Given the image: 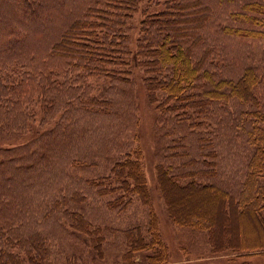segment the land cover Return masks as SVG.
Instances as JSON below:
<instances>
[{
  "label": "rangeland",
  "instance_id": "obj_1",
  "mask_svg": "<svg viewBox=\"0 0 264 264\" xmlns=\"http://www.w3.org/2000/svg\"><path fill=\"white\" fill-rule=\"evenodd\" d=\"M180 1L137 0L128 16L106 28L114 33L111 40L121 41L124 49L119 59L123 65L106 64L128 70L121 80L109 74L92 75L49 53L62 32L94 0H0L1 246L40 236L48 247L42 264H264V249L213 251L208 231L173 219L159 182L160 172L183 175L215 166L214 176L199 180L238 195L255 149L248 140L252 104L238 99L215 101L207 115L200 116L187 100L170 99L159 87L171 68L141 48L146 35L142 21L163 13L179 16ZM252 1L264 3L202 0L199 6L206 4L212 15L193 40L198 34L202 38L198 55L206 46L212 49L205 67L217 79L264 63V40L254 38L259 35L224 30L226 26L260 28L234 13ZM19 3L30 7L20 8ZM26 8H31L30 13ZM244 12L242 8L240 14ZM111 40L106 44L111 46ZM260 73L258 100L264 108V68ZM150 75H155V91L146 86ZM198 82L186 94L197 90ZM130 158L139 160L138 173L145 176L150 205L138 194L123 190L116 178L112 184L117 190L109 192L106 187L115 165ZM126 170L121 173L130 175V169ZM186 178L180 183L187 182ZM102 180L106 186L99 185ZM127 180L133 183L131 178ZM168 182L164 181L165 189L172 204L178 201L189 215L205 211L214 218L217 214L222 234L241 229L246 243L253 242L252 234L259 231L257 222L236 228L237 218L228 220L210 190L199 195L176 194L167 189ZM121 194L126 195L122 205L127 203V207L111 206ZM149 207L155 212L157 235L148 232ZM74 216L79 217L72 222ZM73 223L84 230L74 229ZM135 226H142L145 240H153L154 249L129 246L125 232ZM15 252L27 262L23 250L15 248ZM163 256L166 258L161 260Z\"/></svg>",
  "mask_w": 264,
  "mask_h": 264
},
{
  "label": "trees",
  "instance_id": "obj_2",
  "mask_svg": "<svg viewBox=\"0 0 264 264\" xmlns=\"http://www.w3.org/2000/svg\"><path fill=\"white\" fill-rule=\"evenodd\" d=\"M136 2L137 0H94L93 4L87 7L83 16L74 19L62 32L58 40L51 45L49 50L50 55L53 58H58V60L63 59L66 64H70L72 67L81 66L84 69L86 68L92 75L103 73L121 80L125 79V75L128 74L126 68L111 67L117 68L111 69L106 67L107 63L122 64L119 62V59L124 52L121 41H117L115 38L112 41L111 37L114 33L112 30H107L106 28L108 26L111 28L112 25L110 24L116 23L121 17L128 16L129 12L134 8L133 4ZM201 4L202 0H181L178 4L181 9L177 11L179 12L177 13L179 16H176L175 13H163L157 18L151 16L148 19H144L142 21V25L144 23L142 29L146 31V35L143 38L141 48L146 49L145 54L153 56L158 59L160 64L162 63L164 66L171 68L168 69L170 71L168 77L170 78L167 77L159 81V87L167 91L170 99L180 97L182 100H187L186 103L190 104L189 107L195 109V113H200V116L201 113L203 116L207 115L208 109L211 108L210 106L215 101L228 102L231 99H238L243 103L252 104L255 109L249 112L252 124L248 132V140L255 149L247 165V177L238 195L215 185L213 182L199 180L202 176H214L216 171L215 166L210 169L203 168L197 171H190L189 173L184 172L183 175H169L166 172H160L159 176L161 179L159 182L168 200L167 204L173 219L182 225L193 226L208 231L213 251L222 252L226 249L234 251L261 250L264 249V231L261 229V227L264 229V108L261 107L260 101L258 100L260 96L258 97L257 89L261 80L258 83L257 78L261 74L260 69L264 68V63L248 65L240 71L238 70V73L234 72L231 76L217 79L214 72L205 67L210 60V55L213 52L212 49L206 46L204 48L205 51L198 55V49L201 47L203 41L199 34L196 41L193 40V36L208 23L212 15L211 8L209 9L206 4L199 7ZM21 6L30 7L29 5L19 3L18 7L22 8ZM242 8L246 13L240 14ZM242 8L240 10H234V13H236L235 16L244 21L250 20L258 24L257 26L260 28L247 30L239 27L226 26L224 28L225 32L227 34L243 32L252 37L253 35H259L254 38L264 40V3L259 1L246 2ZM25 10L30 13L31 8H26ZM65 16L63 18L66 20ZM46 30H49L48 26ZM119 38L121 39L120 36ZM110 40L111 46L106 44ZM109 47L111 48L109 49ZM2 67L0 64V72ZM113 70L118 72H114ZM233 70L235 71L236 69ZM1 80L2 78L0 77V85H3ZM198 80H200L198 84L196 83L198 89H191L190 91L193 93L186 94L187 90L194 87L195 82ZM158 85L155 75H150L146 78L148 90L155 91ZM197 108H200V111H197ZM139 164L138 159L132 158L116 164L112 171L113 173L107 178L108 186L103 183V180L99 182V185L106 186L109 192L115 191L119 188L112 184L114 178H116L117 181L122 182L120 187L123 190L128 189L131 193L138 194L147 205H150V202H148L149 192L145 176L141 172L138 173ZM128 168L130 169V175L121 173V171L124 172ZM115 170H117V173H114ZM126 172L128 171L126 170ZM186 175L190 177L186 178ZM127 178H131L133 183L128 181ZM182 178H186L187 182L180 183ZM166 179L169 181L167 189L171 193L186 192L187 194L195 193L199 195L204 190H210L214 196L212 199L223 206L224 212L229 218L228 220L231 222V220L233 221L237 218L239 225L236 228L239 226L244 228L246 222H249V224L257 222L258 225L255 226L259 228V231H254L255 234H252L253 242L246 243L241 229L237 231L238 229L234 228L238 233L234 232V234L231 233L229 235L222 234L220 223L217 220V214L213 215L214 218L211 215H208L211 218L207 217L204 213L205 211L202 212L203 214L196 212L189 215L180 208L178 201L174 203L173 200L172 204V201H169L166 194L164 183ZM132 184H134L133 187ZM125 196V194H121V196L111 202V206L120 209L122 207L126 208L127 203L122 205L123 201H125ZM188 196L194 197L191 195ZM149 212L150 222L148 232L151 235H157L155 231L154 209L149 207ZM78 217H72V222L77 220ZM240 221L243 222H241L242 225ZM71 226L77 230H84L76 226L75 223ZM3 228L4 226L0 224V264L44 263L43 260H46V257L43 254L46 253L45 248H48L45 239L40 236L31 235V237L25 239L11 240L7 245L1 246V233ZM142 231V226H135L126 230L125 234L129 246H137L140 249H154L152 244L154 243L153 240L146 241ZM155 244L158 245V248L162 247L158 243ZM15 248L23 250L26 257L28 256L26 263L23 262L24 260L21 255L15 252ZM36 249L40 252L39 254ZM165 258L163 256L161 260Z\"/></svg>",
  "mask_w": 264,
  "mask_h": 264
}]
</instances>
